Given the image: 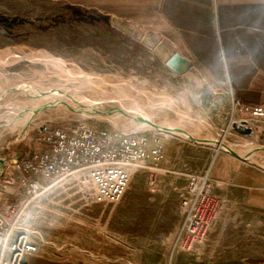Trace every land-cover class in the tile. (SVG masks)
I'll return each mask as SVG.
<instances>
[{"label":"rangeland","instance_id":"374dc122","mask_svg":"<svg viewBox=\"0 0 264 264\" xmlns=\"http://www.w3.org/2000/svg\"><path fill=\"white\" fill-rule=\"evenodd\" d=\"M112 18L60 0H0V74L21 78L24 86L35 83L43 92L39 90L40 95H51L48 99L54 105L59 98L52 94L60 89L58 95L66 98V109L71 111L78 105L74 102L75 85L87 89L95 83L112 85L116 90H103L99 99L108 93L123 101V85H133L135 88L126 91L131 99L138 96L148 100L151 92H159L157 102L149 106L164 108L168 117L160 121L155 117L148 126L130 131L129 123L93 114L85 118L76 112L66 113L61 107H37L36 113L27 117L23 113L32 111L29 106L8 120L3 115L6 111L1 99H13L17 93L0 90V211L9 216L17 230L30 233L39 246L36 254L40 252L55 260L264 264V161L251 160L244 155L248 152L242 155L233 149H222L215 153L214 148V142L226 137L236 150L251 148L253 153L264 156V148L258 147L264 146V118L240 111L229 85L214 89L193 66L186 65L183 71L171 64L176 51L170 60H163L155 50L161 39L155 34L153 43L148 44L143 40L146 31L126 22H122L123 29ZM12 47L32 53L16 58ZM38 56L50 57L51 61L44 62ZM57 77L62 81L58 82ZM42 79L49 80V85L43 86ZM87 91L83 98L93 96ZM131 99L128 103L140 104ZM140 106L149 113L160 111L146 103ZM175 106L180 114L172 111ZM111 110L113 114L119 111ZM184 110L192 116L200 115L202 123L209 124L218 137L213 142L200 141L167 130L164 125L170 121L183 122L188 129L195 125L196 121L188 124ZM84 120L109 133H144L150 145L159 149V155L132 167L129 187L117 203L84 200L75 176L40 195L28 194L22 186L19 190L15 177L21 174L18 163L40 150L36 140L40 128L44 124L67 126ZM219 157L227 158L226 163L215 168ZM206 171L221 197L219 212L202 242L191 249H176L183 218L178 219L182 215L174 214V208H179L189 175ZM4 185L11 189L3 188ZM33 264H37L36 259Z\"/></svg>","mask_w":264,"mask_h":264},{"label":"built area","instance_id":"2783aa9c","mask_svg":"<svg viewBox=\"0 0 264 264\" xmlns=\"http://www.w3.org/2000/svg\"><path fill=\"white\" fill-rule=\"evenodd\" d=\"M234 101L240 111L264 118L263 105L244 104L236 96ZM36 140L40 150L18 163L20 184L28 194L40 195L77 174L82 198L95 203L119 202L131 182L132 167L159 155V149L150 145L144 133H109L89 120L67 126L44 124ZM220 206L221 197L214 190L209 173L190 174L180 200L183 222L175 248L191 249L202 242ZM16 228L9 216L0 211V264H31V257L39 250L28 231Z\"/></svg>","mask_w":264,"mask_h":264},{"label":"crops","instance_id":"0c3cea01","mask_svg":"<svg viewBox=\"0 0 264 264\" xmlns=\"http://www.w3.org/2000/svg\"><path fill=\"white\" fill-rule=\"evenodd\" d=\"M60 1L119 18L146 31L151 43L155 34L161 38L156 45L163 43L171 55L174 50L190 60L214 89L229 85L233 97L244 104L264 106V0ZM226 159L217 158L214 167H223ZM174 214H181L180 205ZM35 259L37 264H124L104 258L55 260L40 252L31 257V264Z\"/></svg>","mask_w":264,"mask_h":264},{"label":"bare ground","instance_id":"6f19581e","mask_svg":"<svg viewBox=\"0 0 264 264\" xmlns=\"http://www.w3.org/2000/svg\"><path fill=\"white\" fill-rule=\"evenodd\" d=\"M112 19H113V22L117 26H119V27H121L123 29L125 28V25L122 23L123 21H121L119 18L113 17ZM143 40L146 43H148V44L151 43L148 34L144 35ZM16 50H18V51H16ZM155 50H156V52L160 55V57L163 60H167L168 61L173 56V55H171V53L168 50L167 46L165 44H163V43L156 45V49ZM11 51L13 52V55L16 58H22L24 56H29L32 53L29 50L28 51H24V50H22V49H20L18 47H12ZM38 58H40L44 62L51 61L50 57L46 58V57L38 56ZM12 63H14V62L12 61ZM172 63L175 66H179L180 69L185 71V68H186L187 64L183 60H179V59L172 60ZM67 75H69V74L67 73ZM58 79H59L58 82L62 81L60 77ZM33 80H35V79H33ZM29 81H31V80H29ZM65 81H63L62 83H64ZM22 82L23 81L21 80V78H19L18 80H15V79L10 78V76L9 77L6 76V73L0 74V90H5L6 92H8V91H16V93H17V96L14 97L13 99H9V98L5 97L6 99L4 98V100H3V99L0 98L1 99V103L3 104V108L5 109L4 112L6 111L5 114H3V115H6V119H8V120L9 119L11 120L12 118L14 119L15 117L20 115L19 112H20L21 109L23 110V109H25V108H27L29 106L31 107L32 111L30 110L31 111V112L29 111L30 113H23L27 117H30L31 115H34L36 113V111H34V110L37 107H42V108H44V107H61L63 110L66 111V113H69L71 111L70 109H66V106H67L66 105L67 104L66 98L61 97V96L58 95L59 92H60V89H56L54 91V94H52L50 92L52 94V96H57L59 98V103L57 105H54L48 99L51 95L50 94L46 95L47 93L45 95L44 94L40 95L41 94L39 92L40 89L38 90L34 86L35 83H33L31 85L24 86V85H22ZM40 82H41V84L43 86L49 85V80L47 81V79H42V80H40ZM12 85H13V87H12ZM80 86L81 85L79 84V85H75L73 87L74 88L73 93H74V95H76V98H75L74 102H77L78 105H77V107H74V108L72 107L73 111H71V112H76V115H77V113L78 114H82L86 118V117L89 116V114H93L97 118L114 119V120L117 121V123L121 122V124H122V122L129 123V125H130L129 127H131V128H128L129 130L130 129H132V130L135 129L136 130V129H139L141 126L142 127L148 126V123L153 122L155 117H157L156 118L157 121L164 120L165 118L168 119V117L165 116V111L166 110L164 108L159 107L157 105L149 106L152 103L157 102V100L155 98L160 97V93L159 92H156V93H152L151 92L150 96H147V98L149 97L148 100L146 98H144V97H138V96L132 95V96H134V98H132V99L137 100V102H139L140 104L146 103V104H148L147 107H156L155 109L160 110L157 113L154 112V111H151V113H149L147 111H144L143 108H145V107L140 106V104L134 105V104L128 103V100L131 99V98H130V94L126 93V91L129 90L131 87H134L133 85L132 86H129V85H125L124 86L123 85V87H125V88H123L124 91H125L124 92L125 93V96H124L125 97V101L121 100V98H119L118 96L115 97V98H112L110 96V94H108V93H111V92L116 90V89L111 87L112 85L111 86H108V85H103L102 86L100 84L96 85V83H95V85L92 84L91 86H88V89L87 88H79ZM105 89H107L108 93L105 94L101 99H99V96H100L99 94ZM48 90H51V89L48 88ZM85 90L86 91L89 90L91 92V94H93V96H90V94L87 93V94H89V96L87 97V95H86L85 96L86 98H83L82 95H83V92H85ZM132 90H133V88H132ZM40 91L42 92V90H40ZM46 92H49V91H46ZM6 94L7 93H5V96H7ZM155 96H157V97H155ZM10 98H12V97L10 96ZM87 100H91V101L88 103V102H86ZM116 101H117V103H116ZM112 108H114V109L118 108L119 111L116 112V114L115 113L113 114L112 113L113 110H111ZM182 109H184V108H182ZM42 111H44V110H42ZM172 111L180 114L176 110V106H175V108L173 107ZM184 111H185L184 113H186V116H187L188 124H190L189 122L192 123L193 121H196V123H194L195 124L194 126L190 125V128L188 129V128L185 127V125H184V123L182 121H181L182 123H179L178 121H170V122H168V125H164V127H166L167 130L169 129V130L174 131V132H176L178 134H182V135H184L187 138H192V139H196V140H200V141L203 140V141L213 142V140L218 137L212 131V128H211V126L209 124L202 123V117L200 115L199 116L198 115L192 116V115H190V113L187 110H184ZM60 112H61V110H60ZM159 116L160 117L162 116V119H159ZM90 117H91V115H90ZM180 124H183V126H181ZM159 126L163 127V125H159ZM191 128H193V129H191ZM238 128L242 129L243 127L239 126ZM19 131H21V130H19ZM258 147L264 148V146H261V145H259ZM214 148H215V153H217V151L222 150V149H224V150L233 149V150L239 152L242 155H243V153L248 152V153H246L244 155L248 156L251 160H256V161L262 160V161H264V156L261 155V154L253 153L254 150H250L251 148L240 147V149L236 150V148L234 146H232L230 144V142L227 141L226 137L224 139L220 140L219 142H214ZM235 151H231L230 150V152H235ZM239 157H241V156H239ZM243 158H245V157H243ZM76 175L77 174H72L71 177H74ZM15 177L17 179V186H18V188L20 190V187H21L20 179L17 176H15ZM8 179H11V178L8 177ZM9 187L11 189V186H9Z\"/></svg>","mask_w":264,"mask_h":264},{"label":"water","instance_id":"95a60500","mask_svg":"<svg viewBox=\"0 0 264 264\" xmlns=\"http://www.w3.org/2000/svg\"><path fill=\"white\" fill-rule=\"evenodd\" d=\"M176 59L183 60V61L187 64L188 67L192 66V62H191L190 60H186V59H184L179 53H176V54L172 57V59L170 60V63L173 64V63H172V60H176Z\"/></svg>","mask_w":264,"mask_h":264}]
</instances>
